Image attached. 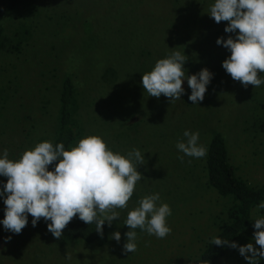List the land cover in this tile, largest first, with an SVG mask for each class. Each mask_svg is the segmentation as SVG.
<instances>
[{
    "label": "rangeland",
    "instance_id": "obj_1",
    "mask_svg": "<svg viewBox=\"0 0 264 264\" xmlns=\"http://www.w3.org/2000/svg\"><path fill=\"white\" fill-rule=\"evenodd\" d=\"M214 2L19 0L6 11L0 45V156L7 149L15 161L37 143L51 140L57 93L68 68L73 69L79 91L73 116L84 132L73 147L87 136H99L121 155L139 149L145 164L137 166L144 178L136 184L128 207L119 210L111 227L106 222L103 237L90 242L57 239L42 218L33 227L29 215L20 234L5 231L0 223V264H187L218 230L230 201L203 186L201 159L184 156L183 163L177 159L184 155L176 142L186 140L185 130L198 131L199 143L205 146L218 127L236 174L248 182H264V84L244 88L223 69L222 62L231 53L216 40L235 38L236 33H226L227 22L217 24L209 16ZM186 47L187 54L199 53L193 61L187 58L186 75L204 68L213 73L203 101L194 105L188 99L191 89L186 79L180 100L170 103L163 95L148 96L142 75L158 59L182 53ZM75 53L78 59H73L72 67L68 57ZM258 75L264 79V73ZM157 192V203H167L172 210L167 217L171 234L157 239L136 229L137 251L123 253L124 234L130 230L124 225L128 211L138 206L140 198ZM256 207L247 228L233 241L238 246L252 243L259 248L253 225L255 218L264 216V209L256 212ZM116 231L121 233L119 243L110 239ZM217 264L248 261L238 248L228 246Z\"/></svg>",
    "mask_w": 264,
    "mask_h": 264
},
{
    "label": "clouds",
    "instance_id": "obj_2",
    "mask_svg": "<svg viewBox=\"0 0 264 264\" xmlns=\"http://www.w3.org/2000/svg\"><path fill=\"white\" fill-rule=\"evenodd\" d=\"M208 14L217 24L227 22L226 33H236L235 38L229 35L227 39L216 40L217 45L231 53L222 62L226 73L244 88L264 84V79L258 75L264 73V0H215ZM186 61L187 56L180 51L158 59L152 70L142 75L141 83L148 96L163 95L170 103L180 100L185 93L186 79L191 89L188 99L194 105L203 101L213 73L204 68L188 76L184 68ZM183 136L186 140L176 142V148L184 154L177 157L182 163L184 156L201 159L207 155V148L199 143L198 131L185 130ZM191 162L189 159L188 163ZM143 164L144 155L139 149L133 148L126 156L121 155L109 149L99 136L80 139L71 150H65L63 143L39 142L15 161L9 159L5 149L0 156V176L7 178L0 191L5 205L4 219L0 223L5 231L20 234L28 224L29 215L33 227L43 218L48 232L60 239L65 227L78 215L85 224L94 223L96 232L103 237L105 223L111 227L113 221L119 219V210L128 207L136 184L144 178L137 171V166ZM50 165H54L51 171ZM158 201V192L146 195L139 199L137 207L128 211L124 225L130 230L124 234L127 239L123 253L137 251L136 229L157 239L171 234L167 217L172 210L167 203L158 204ZM261 209H264V201L255 211ZM253 227V239L259 248L252 243L238 246L219 237L213 238L211 243L238 248L248 264H259V259L264 258V216L255 218ZM110 239L119 243L121 233L113 232ZM10 240V236L6 237V241ZM66 259H71L69 253Z\"/></svg>",
    "mask_w": 264,
    "mask_h": 264
},
{
    "label": "trees",
    "instance_id": "obj_3",
    "mask_svg": "<svg viewBox=\"0 0 264 264\" xmlns=\"http://www.w3.org/2000/svg\"><path fill=\"white\" fill-rule=\"evenodd\" d=\"M18 1L19 0H0V45L2 43L4 31L2 24L3 16L6 11L14 8L18 4ZM162 30L163 29H161V31ZM187 48L188 47L182 48V53L184 55L186 54L188 60L193 61L196 55L199 56V53L196 54L197 51L196 53L191 52L187 54L189 52ZM195 48H198V45ZM146 53L149 54L150 50H147ZM91 54L93 55V52H91ZM83 57L85 56L83 55ZM74 58H76V53L68 57L69 62L71 63ZM77 59L78 58H76V60ZM71 65L74 67L73 63H71ZM106 71H108V69H106ZM72 73L73 69L68 70L67 68L60 81L57 93L56 126L53 137L50 140L53 145L63 143L65 150H71L74 141L80 134L84 133L81 124L77 122V118L73 116L76 112V106L78 105L76 96H78L79 91L76 89L77 87ZM218 122L219 119H217L216 125ZM78 124H80V126ZM218 130L217 127L211 132L205 145L207 148V155L201 158V165L205 178L203 186L214 190L219 195L226 196L230 203L220 219L221 223L218 230L204 242L198 254L190 258L187 264H217L218 258L224 254L228 246L221 247L214 245L211 243L212 239L219 237L229 242L236 240L243 233L245 228H247L253 208L264 201V182H248L236 174L235 166L228 158L225 139ZM53 167L54 165H50L49 170L51 171ZM6 182L7 178L0 176V191H2L3 185ZM42 220L47 227V223L43 218ZM105 228L106 223L103 227V232ZM98 238H100V235L96 232L95 224L87 225L77 216L65 227L60 239L90 242Z\"/></svg>",
    "mask_w": 264,
    "mask_h": 264
}]
</instances>
